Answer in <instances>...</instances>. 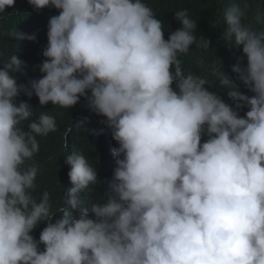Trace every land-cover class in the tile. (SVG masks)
I'll use <instances>...</instances> for the list:
<instances>
[{
    "label": "clouds",
    "instance_id": "1",
    "mask_svg": "<svg viewBox=\"0 0 264 264\" xmlns=\"http://www.w3.org/2000/svg\"><path fill=\"white\" fill-rule=\"evenodd\" d=\"M28 3L59 14L49 17L41 78L17 79L30 75L27 56L0 67V264H264V31L243 22L245 9H224L222 35L246 58L232 70L252 96L226 70L215 92L184 74L179 54L197 40L186 10L165 39L144 0ZM14 5L0 0V13ZM33 95L63 109L84 97L105 118L115 142L102 203L84 206L97 170L76 154L60 161L73 185L60 218L47 191L33 196V158L56 131L53 116L35 119Z\"/></svg>",
    "mask_w": 264,
    "mask_h": 264
},
{
    "label": "trees",
    "instance_id": "2",
    "mask_svg": "<svg viewBox=\"0 0 264 264\" xmlns=\"http://www.w3.org/2000/svg\"><path fill=\"white\" fill-rule=\"evenodd\" d=\"M144 2L162 22L165 39L171 31L182 26L175 20V12L186 10L189 17L196 20L197 27L194 29L196 43L190 47L187 54H179L178 57L185 75L192 74L204 80L205 86L215 92L223 88L219 78L226 70L225 75L239 91L249 96L254 95L232 70L240 61L242 50L223 38L224 9L233 2L240 4L245 9L243 22L250 25L253 30L264 31V0H144ZM6 11L0 13V67L14 54L22 61L27 56L26 61L32 68L30 75L26 78L17 77L20 82L27 85L30 79H39L43 75L39 71V66L46 59L42 52L47 46L48 21L50 16L58 15L59 10L47 7L37 11L28 0H15L14 7H9ZM16 31L27 35L34 34L36 40H17L13 35ZM240 63L246 64V58ZM28 103L37 112L35 119L41 112H45L56 121V131L46 135L48 139L41 143L39 152L33 158L39 168L37 187L33 196L39 200L47 191L54 218H60L62 213L58 210L67 207L66 191L73 187L67 175L69 168L60 165V161L65 160L67 154H76L84 155L97 170V183L89 185V188L81 193L84 206L90 208V203H102L108 182L113 175V171H110L113 162L110 151L107 150L109 144L115 142L110 129L102 123L105 118L92 112L84 97L69 109L53 106L51 102L42 106L35 95L31 99L28 98ZM238 113L240 116L245 114L241 110H238ZM93 130L99 134H95ZM206 139V136L203 137L202 142ZM74 215L78 216V213ZM44 227L46 222H40L31 235L38 240Z\"/></svg>",
    "mask_w": 264,
    "mask_h": 264
}]
</instances>
